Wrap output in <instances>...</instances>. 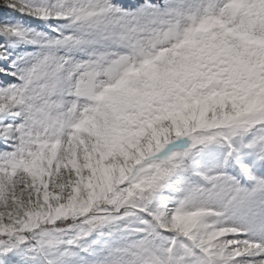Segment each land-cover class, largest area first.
Segmentation results:
<instances>
[{"label":"snow or ice","instance_id":"obj_1","mask_svg":"<svg viewBox=\"0 0 264 264\" xmlns=\"http://www.w3.org/2000/svg\"><path fill=\"white\" fill-rule=\"evenodd\" d=\"M0 264H264V0H0Z\"/></svg>","mask_w":264,"mask_h":264}]
</instances>
